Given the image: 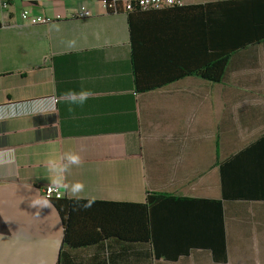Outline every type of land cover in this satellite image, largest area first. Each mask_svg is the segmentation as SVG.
Here are the masks:
<instances>
[{"label": "crops", "instance_id": "1", "mask_svg": "<svg viewBox=\"0 0 264 264\" xmlns=\"http://www.w3.org/2000/svg\"><path fill=\"white\" fill-rule=\"evenodd\" d=\"M217 1L134 15L138 43L127 12L95 0L0 6V107L17 112L0 120L14 157L0 164V264H264V43L235 53L221 82L190 74L211 64ZM24 10L53 21L24 23ZM82 89L83 105L64 99ZM68 151L82 164L53 186L47 161ZM49 186L110 204L112 235L64 246Z\"/></svg>", "mask_w": 264, "mask_h": 264}, {"label": "trees", "instance_id": "2", "mask_svg": "<svg viewBox=\"0 0 264 264\" xmlns=\"http://www.w3.org/2000/svg\"><path fill=\"white\" fill-rule=\"evenodd\" d=\"M128 1L130 0H119L114 8H110L108 11L110 13L113 10L127 12L131 22L132 36L136 43L138 42L135 39V34L137 36L141 29L133 23L134 15L151 16L166 13L179 16L189 13V7L186 4L158 10H143L138 6L136 0H131L132 9L127 10ZM208 6L219 8L225 19L221 22L220 28L212 26L210 29L211 37L209 41L214 53L211 64L207 65L205 69L190 72V74L218 83L224 79L226 69L235 53L250 46L264 43V1L260 3L249 0H221ZM135 69L136 82L139 84V71L136 67ZM151 198L152 196L149 195L148 199ZM48 200L54 205L62 220L63 245L72 248L87 246L91 242L107 239L112 234L105 229V224L112 223L120 217L110 204L104 202L73 200L64 197ZM112 206L116 205L113 204ZM97 229H101L99 234L96 232Z\"/></svg>", "mask_w": 264, "mask_h": 264}, {"label": "clouds", "instance_id": "3", "mask_svg": "<svg viewBox=\"0 0 264 264\" xmlns=\"http://www.w3.org/2000/svg\"><path fill=\"white\" fill-rule=\"evenodd\" d=\"M92 92L88 90H81L79 92L69 90L64 93V99L70 104L83 105L92 96ZM32 111L43 112V111H55L54 105L51 108L43 107L32 108ZM17 112L14 108L0 107V120L7 119L9 117L16 116ZM3 133H0L2 135ZM14 160L11 152L0 151V164H10ZM82 164L81 156L78 152L68 151L63 153L59 159H49L47 161V167L49 172L52 174L51 183L53 186H64L66 174L70 172L73 166H80ZM84 184L81 182H75L70 186V191L73 194L83 191ZM38 204V202H36ZM48 202H44V206H47Z\"/></svg>", "mask_w": 264, "mask_h": 264}, {"label": "built area", "instance_id": "4", "mask_svg": "<svg viewBox=\"0 0 264 264\" xmlns=\"http://www.w3.org/2000/svg\"><path fill=\"white\" fill-rule=\"evenodd\" d=\"M12 0H0V6L3 10L8 9L10 7V3ZM99 2L103 8L110 9L114 8L116 2L119 0H95ZM186 0H136V3L139 7H141L143 10L147 9H163L168 8L171 6H184L186 4ZM131 0L127 3V10L132 9ZM92 16L90 11H80L77 12L75 17L77 18H86ZM59 18V17H58ZM21 19L24 23H28L30 25H38V24H49L53 21V18L50 16H44V17H34L31 15V12L28 10H24L21 12ZM44 196L46 199L51 198H61L62 193L60 190L56 187L49 186L43 190Z\"/></svg>", "mask_w": 264, "mask_h": 264}]
</instances>
